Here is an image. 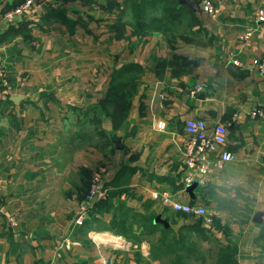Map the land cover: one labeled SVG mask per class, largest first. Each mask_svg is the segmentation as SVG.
Listing matches in <instances>:
<instances>
[{"label":"crops","instance_id":"crops-1","mask_svg":"<svg viewBox=\"0 0 264 264\" xmlns=\"http://www.w3.org/2000/svg\"><path fill=\"white\" fill-rule=\"evenodd\" d=\"M23 1L0 0V14ZM181 1L197 18L196 42L158 28L134 32L124 0H49L25 17H0L8 78L0 81V264H172L159 228H172L173 240L199 218L162 194L211 217L201 221L207 232L183 233L191 252H179L181 264H219L221 255L264 264V71L253 63L264 59V22L255 18L264 0H212L214 16L199 0ZM246 27L253 31L243 41ZM128 63L141 67L138 87L114 127L102 100L113 71ZM254 108L263 114L252 116ZM196 118L208 129L223 123L235 157L205 182L183 152L184 125ZM95 172L105 192L77 225Z\"/></svg>","mask_w":264,"mask_h":264},{"label":"built area","instance_id":"built-area-1","mask_svg":"<svg viewBox=\"0 0 264 264\" xmlns=\"http://www.w3.org/2000/svg\"><path fill=\"white\" fill-rule=\"evenodd\" d=\"M49 0H24L14 8L3 12L0 17L11 18L14 14L27 16L28 8L33 3H45ZM203 11L208 12L214 16L216 14V8L214 7L212 0H199ZM256 20L258 22H264V9H258ZM253 31V28L246 27L242 34V40H247ZM233 63L239 64V61L234 58ZM254 65H257L259 69L264 71V59L261 61L258 58L253 59ZM0 81L2 85L8 83V78L1 64L0 57ZM200 90V86H195L190 89L191 94H195ZM252 116H259L263 114V111L259 108H254L250 112ZM165 126L163 121L156 123L157 129H163ZM184 128L188 133V137L183 146V152L185 155L186 164L194 167L200 175V181H207L211 174L219 168H222L226 163L234 160V154L225 148L227 128L223 123L217 122L212 129H208L205 120L201 118L189 119L186 121ZM193 176L188 175L185 177L186 182H191ZM104 184L101 175L94 173L88 191L85 193L83 200L81 201L82 207L78 210L74 217V223L79 225L82 224L87 216V208L90 207L91 203L98 200L105 192ZM154 197H158L159 194L155 192ZM161 199L165 204H169L176 211L185 213L194 217H203L206 222H211V217L207 213L205 206L191 203H182L174 200L170 194H162ZM10 225H15L16 221L13 216L8 217ZM61 243L69 247L71 244H77L76 241L62 240ZM52 264V263H50ZM102 264H112L104 262Z\"/></svg>","mask_w":264,"mask_h":264},{"label":"trees","instance_id":"trees-1","mask_svg":"<svg viewBox=\"0 0 264 264\" xmlns=\"http://www.w3.org/2000/svg\"><path fill=\"white\" fill-rule=\"evenodd\" d=\"M130 3V9L132 12V17L135 30L134 32L139 34H145L148 29L153 28L148 24H144V17L147 12V8H160L164 16L158 19H152L153 23H156L155 28L168 33L171 35L172 39L180 38L181 40H185L188 42H196L195 39V31H191L189 27H191L194 23H197V18L192 14L191 9L187 7L185 4L181 3L180 0H125V2ZM187 18L189 20L188 23V31L185 29L180 31L175 28L176 22H180V20ZM146 29V31L144 30ZM193 36V37H191ZM141 67L135 63H128L126 65L121 66L119 69L113 71L111 75V80L109 83L107 95L102 100L103 107L107 110V113L112 117L113 126L117 127L121 122L125 119L128 113V109L131 103V98L137 90L138 80L137 76ZM108 107L110 108L108 110ZM84 171V169H81ZM92 177V176H91ZM90 180L86 187V190L82 194V198L84 197L85 192L88 190L90 185ZM101 202L97 203L99 205ZM125 214V213H124ZM184 215H187L184 213ZM118 216H115L116 219ZM199 221L192 225H184L179 228L178 237L176 236L173 240H168L166 236L169 232H172L173 229L168 227H161V243L165 246L166 253H175L172 264H181L183 260V256L179 254L181 250H185L186 253H190L191 249L186 245V236L183 235L186 233H205L207 230L201 225V221L203 217H198ZM214 218V217H213ZM144 222L145 227L148 228V223H151L150 219L141 218ZM119 223L121 220H118ZM215 226L218 228L219 225L214 221ZM158 229V227H154L151 225L149 228L150 232ZM175 233V232H174ZM217 261L219 264H231V259L226 256H218Z\"/></svg>","mask_w":264,"mask_h":264},{"label":"rangeland","instance_id":"rangeland-1","mask_svg":"<svg viewBox=\"0 0 264 264\" xmlns=\"http://www.w3.org/2000/svg\"><path fill=\"white\" fill-rule=\"evenodd\" d=\"M131 7H130V3L128 4L127 3V1L125 2V0H124V3H123V9H122V17L123 18H127V14L129 13L130 15H131V20L130 21H132L133 20V17H132V12H131V9H130ZM153 11H156V13H157V11L159 12L158 14H156V17H154V18H151L150 17V19H149V21L147 22V24L148 25H150L151 27H153V28H155V25H156V23H153L152 22V19H158V18H160V17H162V16H164V14L162 13V11L160 10V9H157V10H153ZM148 12V11H147ZM146 12V13H147ZM147 16V15H146ZM145 16V17H146ZM145 17H144V19H145ZM183 18H185V17H183ZM188 23H189V20L187 19V18H185V19H182V20H180V22H176V24H175V28L176 29H178V30H180V31H183L185 28H186V26H188ZM145 31H146V29H144ZM186 30V29H185ZM95 173H98V174H100L99 172H95ZM94 174V173H93ZM93 174H92V176H93ZM92 178V177H91ZM91 182V181H90ZM90 186V185H89ZM88 189H89V187H88ZM88 191V190H87ZM86 191V192H87ZM85 192V193H86ZM85 195V194H84Z\"/></svg>","mask_w":264,"mask_h":264},{"label":"water","instance_id":"water-1","mask_svg":"<svg viewBox=\"0 0 264 264\" xmlns=\"http://www.w3.org/2000/svg\"><path fill=\"white\" fill-rule=\"evenodd\" d=\"M180 2H182V1L180 0Z\"/></svg>","mask_w":264,"mask_h":264}]
</instances>
